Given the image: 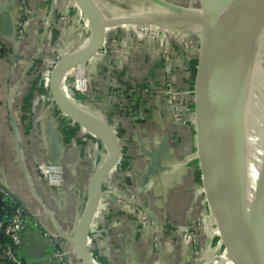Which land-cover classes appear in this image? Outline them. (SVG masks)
Listing matches in <instances>:
<instances>
[{
	"label": "crops",
	"instance_id": "1",
	"mask_svg": "<svg viewBox=\"0 0 264 264\" xmlns=\"http://www.w3.org/2000/svg\"><path fill=\"white\" fill-rule=\"evenodd\" d=\"M175 1L95 0V6L107 19L115 9L136 13L141 22L154 25V14L168 13ZM0 11L8 17L7 32H0L5 50L0 58V186L6 190L0 195V219L9 216L14 203L25 211L18 258L26 264H58L49 260L58 251L65 254L66 264H80L72 242L105 150L102 124L113 131L119 149L116 161L103 171L88 224L86 244L93 263L192 264L191 245L184 248L179 238L170 252L169 245L155 250L152 246L154 223L158 227L160 220L174 219V191L182 182L195 180L200 171L197 154L194 160L190 154L196 146L191 143L196 140L195 128L188 122L175 124L158 105L166 100L161 81L168 70L157 54L158 44L126 20L125 25L104 27L97 48L63 73L65 92L101 123L81 125L56 104L51 82L58 61L84 49L89 23L83 26L87 18L81 16L85 14L78 4L73 0H0ZM62 14L66 22H58ZM22 20L26 27L19 33ZM196 40L199 43V35ZM198 43L192 51L174 53L181 69L172 77L174 86L193 88ZM153 90L158 96L151 97ZM42 163L57 165L60 186L49 185L38 169ZM183 202L177 210L184 212L181 218L185 219ZM163 205L172 208L166 210ZM168 229L162 228L166 236ZM213 233H218L216 228ZM4 241L0 235V264H10L3 255Z\"/></svg>",
	"mask_w": 264,
	"mask_h": 264
},
{
	"label": "water",
	"instance_id": "2",
	"mask_svg": "<svg viewBox=\"0 0 264 264\" xmlns=\"http://www.w3.org/2000/svg\"><path fill=\"white\" fill-rule=\"evenodd\" d=\"M78 4L85 14L89 24L92 26V35L88 45L77 55L66 54L57 63L51 75L53 82V98L60 109L69 117L81 125L92 124L88 115L75 109L66 100L64 92L58 85V79L71 66L82 61L86 53L93 51L99 45L104 27L112 24V20L100 14L95 6L94 0H73ZM202 2H205L201 0ZM210 8L207 10L204 24L199 35V43L194 62V85L193 105L194 122L196 130V146L198 163L200 166L205 199L216 215L218 209L219 192L222 188V174L216 173L215 164L222 162L219 140L223 138L228 150L234 159L231 168L232 187L229 194L223 195L222 211L231 236L235 240V253L232 255L239 264H264V250L256 240L253 227L249 225L246 233L243 227L242 207V181L246 178V130L250 131L251 142L259 144L260 150L251 151L253 155L252 175L255 176L256 185L264 190V136L261 137V117L256 114L252 123L246 118L250 111L257 112L258 95L254 89L251 90L253 69L249 61L242 66L240 60L233 57L229 60L231 52L238 48V42L234 35L233 24L245 16L250 9L264 3V0H210ZM126 20V19H125ZM124 20V21H125ZM120 21V20H114ZM8 29V17L0 11V32L5 34ZM0 33V34H1ZM235 59L233 62L232 60ZM231 61V62H230ZM57 82L56 84L54 82ZM217 118L218 126H215ZM249 122V125H248ZM102 126V124H101ZM105 126V125H103ZM102 126V127H103ZM108 132L107 148L103 151L97 169L93 175L92 182L87 193L86 206L81 214L76 230L73 248L79 257L80 264H92L87 250L86 239L90 219L96 207L98 192L103 182V171L116 161L118 145L113 131L106 127ZM247 130V131H248ZM217 132L219 150L217 156L211 150L212 132ZM105 142V136L101 134ZM109 153L111 156L109 157ZM113 153V154H112ZM217 157V158H216ZM250 158V156H248ZM218 160V161H217ZM235 167V170H234ZM6 192L0 186V195ZM221 231L222 228H221ZM0 235H2L0 233ZM240 256L241 259L238 260ZM58 264H66V257L61 261L50 259ZM24 263V261H22ZM26 264V263H24Z\"/></svg>",
	"mask_w": 264,
	"mask_h": 264
},
{
	"label": "rangeland",
	"instance_id": "3",
	"mask_svg": "<svg viewBox=\"0 0 264 264\" xmlns=\"http://www.w3.org/2000/svg\"><path fill=\"white\" fill-rule=\"evenodd\" d=\"M110 9L112 8L110 7ZM169 9L170 10L168 13L158 12L160 14H154V25H149L148 23L141 22L136 13H120L117 12L115 9L113 10V13H110L109 19L113 21V24L124 23V19H126L125 23H131L132 25L141 28L140 30L145 35V37H147L146 39L153 40L154 43L158 44L157 54L161 58H163V60L165 61V63H167L168 66L166 67V69L168 70L165 71L166 74L164 75V79L161 81L163 90L164 88H167L166 85H168L174 90L179 89V92L187 93L186 97L184 98L183 96H181V98H178L177 96V98L172 102V106L171 101H167V99L164 100V103L162 102L163 104L158 101L159 108L160 110L165 111L168 117L175 124L183 125V123L179 120H184L185 122H188L190 127L194 129L195 111L193 99L192 105L190 100L194 96V93H192L191 95V91H193V88H188L186 90L182 89L181 87L174 86L173 82L175 80L173 81L172 77L173 75H177V72L179 70L178 65L180 64V62L177 57H175L176 59H173V57L174 53L182 54L187 52L188 50L192 51L194 46H196V43H198L196 42L198 41L196 40V37L201 34V29L203 27L205 15L208 9H205V2H202L201 0H176L173 6L169 7ZM81 16L85 17V15ZM81 16L77 17L78 20ZM57 19L58 22H66L68 20L65 14L58 16ZM241 20L242 18L235 22V24H233V27H236ZM86 23H89L87 19L83 21V26H85ZM241 47L243 52H245L246 50L243 44ZM260 51H262V49H260ZM262 62H264V58ZM250 69L252 72V66L250 67ZM179 71H181V69ZM190 71L192 70L190 69ZM262 73L263 70L258 71V76H262L260 78L261 80L264 79V73ZM190 74H192V72H190L189 75ZM191 79L193 80L194 77H191ZM261 82L264 83V80ZM262 86L264 88V84H262ZM147 92L146 94L149 95L148 93L150 92ZM164 96L165 95L163 94L162 97ZM186 104L189 105L185 107ZM212 135L213 138L211 143V150L213 151V153H215V156H217V151L219 150L217 132H212ZM192 142V145H196L195 143L197 142V140H191V143ZM187 150L188 149L185 148V151ZM190 154H192L191 157L192 160H194L195 158L193 159V157H195L197 154V146H192V151ZM222 164L223 163L220 160L218 163L215 164L214 168L216 169V173L218 175L219 173L222 174L223 172ZM196 170L198 172L199 169ZM222 185L224 186V183ZM107 191L113 192V190L111 189ZM187 193H190L191 195L187 196ZM183 195H185V199L183 198ZM223 195L224 192L221 189L219 192L218 201V209L220 210L215 215L213 210H211L212 208L208 205V202L205 199L206 196L203 187L201 172L199 171V173H195V180L191 178L190 181H186L185 183L182 182L180 188L174 191V199H177L175 202L176 212L174 213V219H172L171 221H167V219H162L163 221L160 220L159 223L161 224V226L159 227H157V225L154 223V240L152 243L154 250L164 249L167 245H169L170 252L172 250L171 245L173 244V247H175L176 243L179 240H182L184 248L187 249V247L191 245L188 248L189 250H191L192 253V255L190 256L192 257V264H205L207 261L210 262L208 264H226L225 261H223L224 259L231 264H239V262H237L236 259L232 255H230L232 253H235V240H233L231 236L229 227L226 221L224 220L223 215L220 216L222 211L221 207L223 203ZM131 199H134L133 196L131 197ZM180 200L184 201L182 203L184 205L181 210H186L187 217L185 216V219L181 218V215L184 214V212L177 210V205L180 203ZM163 206H165L164 209L166 210L172 208L166 205ZM163 206L160 208H163ZM209 213H211L212 215L213 222L210 220V217L208 215ZM164 226L168 227V231H170L167 233V236L166 233L164 234V232L162 231V228H164ZM214 228L217 229V234L213 233ZM221 228L223 231H221ZM88 244L89 243H87V245ZM166 252L168 253V251H165V253ZM88 253L90 252L88 251ZM236 257H238V260L241 259L240 256ZM160 262H163L162 259H160ZM94 264H96V262ZM241 264H244V262H241Z\"/></svg>",
	"mask_w": 264,
	"mask_h": 264
},
{
	"label": "bare ground",
	"instance_id": "4",
	"mask_svg": "<svg viewBox=\"0 0 264 264\" xmlns=\"http://www.w3.org/2000/svg\"><path fill=\"white\" fill-rule=\"evenodd\" d=\"M205 1V9H209L211 2L210 0ZM106 2V1H105ZM103 14V13H102ZM109 14V13H108ZM109 17V16H108ZM125 20V19H124ZM92 26L89 24L86 28L84 39V47L85 48L90 40L92 35ZM234 35L238 42V48L230 53L229 60L233 57L236 60H240L242 66H246L247 62L251 64L253 68V78L251 82V90L254 89L256 95H258V104H257V112L254 114V111H250L246 118L243 119L244 122L250 118V123L253 121V117L256 114L260 113L261 117V137L264 136V88L262 84H264L263 80H261L260 76H258V71L263 70L264 73V62H262L264 58V3L256 6L255 8L250 9V11L242 17V20L237 24L236 27H233ZM84 34V33H83ZM242 44L244 45L245 52L242 50ZM262 49V51H260ZM233 59L232 62L235 60ZM231 62V61H230ZM262 73V74H263ZM63 75L59 77L58 83L60 89L64 92L66 100L72 105L73 108L78 109L84 112L89 116L90 121L92 123H98L99 118L96 115L87 109H85L80 103H78L75 99H73L71 94L65 92V89L62 87ZM69 95V96H68ZM249 117V118H248ZM251 118H253L251 120ZM249 125V122H248ZM103 126V125H102ZM102 134L105 136V149L107 148V139L108 132L105 126L102 127ZM215 126L217 127V118L215 121ZM248 130V129H247ZM246 130V154L247 155V164H246V178L245 181H242V213H243V227L245 228L246 233L249 232V225L253 227L254 233L256 235V240L258 242L259 247L264 250V190L259 188L256 185L255 176L252 175V167H253V155L251 151H257L261 148L259 144L256 142L254 145L251 142L249 137L250 131ZM220 143L222 145L221 148V158H222V179L224 186L222 185L224 194H229V190L232 187V176H231V168L234 166V159L231 153L228 150V146L225 144L223 138H220ZM253 151V154H254ZM110 154V153H109ZM250 156V158L248 157ZM235 170V167H234ZM222 183V184H223ZM92 233V232H91ZM92 263V262H91Z\"/></svg>",
	"mask_w": 264,
	"mask_h": 264
},
{
	"label": "built area",
	"instance_id": "5",
	"mask_svg": "<svg viewBox=\"0 0 264 264\" xmlns=\"http://www.w3.org/2000/svg\"><path fill=\"white\" fill-rule=\"evenodd\" d=\"M25 15H29V11L25 9ZM26 21L22 20L18 24V31L21 33L24 28L26 27ZM148 30V29H146ZM2 45L0 44V58L4 56L2 53ZM167 88H162V92L165 95L167 101H171V106L172 102L177 98H181V96L186 97L187 93H182L179 92V89H173L170 86L166 85ZM193 91H191L192 95ZM158 96V92L156 90L151 91V97H156ZM191 100V99H190ZM189 104H186L188 106ZM192 105V101H191ZM183 124L185 121H181ZM39 172L43 173L44 176L47 179V182L49 185L52 186H60V181H61V173L57 165L54 164H49V163H42L38 166ZM110 192V191H109ZM112 192V191H111ZM3 193V192H2ZM26 214L23 208L16 203H14V207L12 209V212L7 216L5 219H0V233L3 235L5 241L3 244V255L5 260L8 261L10 264H24L21 259L18 258L17 251L19 247L22 244V236L23 232L25 229V224H26ZM147 223H152L151 220H149ZM159 227V226H158ZM65 254L63 252H54L51 256L50 259H56L58 261H61L63 256ZM91 262L93 263V259L90 256Z\"/></svg>",
	"mask_w": 264,
	"mask_h": 264
},
{
	"label": "trees",
	"instance_id": "6",
	"mask_svg": "<svg viewBox=\"0 0 264 264\" xmlns=\"http://www.w3.org/2000/svg\"><path fill=\"white\" fill-rule=\"evenodd\" d=\"M2 53L5 54V50H4V48L2 49Z\"/></svg>",
	"mask_w": 264,
	"mask_h": 264
}]
</instances>
